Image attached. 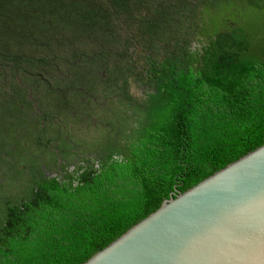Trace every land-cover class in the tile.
I'll return each instance as SVG.
<instances>
[{
	"label": "trees",
	"instance_id": "16d2710c",
	"mask_svg": "<svg viewBox=\"0 0 264 264\" xmlns=\"http://www.w3.org/2000/svg\"><path fill=\"white\" fill-rule=\"evenodd\" d=\"M73 48L91 72L43 82L38 67ZM72 81L103 86L105 119ZM52 111L91 126L71 135ZM262 144L264 0H0V168L16 160L23 182L0 209V264H82Z\"/></svg>",
	"mask_w": 264,
	"mask_h": 264
},
{
	"label": "water",
	"instance_id": "95a60500",
	"mask_svg": "<svg viewBox=\"0 0 264 264\" xmlns=\"http://www.w3.org/2000/svg\"><path fill=\"white\" fill-rule=\"evenodd\" d=\"M82 264H264V144L163 201Z\"/></svg>",
	"mask_w": 264,
	"mask_h": 264
},
{
	"label": "rangeland",
	"instance_id": "374dc122",
	"mask_svg": "<svg viewBox=\"0 0 264 264\" xmlns=\"http://www.w3.org/2000/svg\"><path fill=\"white\" fill-rule=\"evenodd\" d=\"M193 2H195V1H193ZM197 7H198L197 8L198 18H199L200 16H203L202 15V6L197 4ZM262 16L260 14H258V12H254V18H259L260 21H261L259 23V25L262 24V18H261ZM198 21H199V23H198ZM198 21H197V23L200 26L198 27L196 34L194 35V37L191 39V42H190V46H191L192 49H194V47L201 46L200 44L205 41V36L204 35L203 36H198V32H202L201 28L204 25V23L207 22V19L206 18H203V19L199 18ZM87 38L89 39L90 37H87ZM92 42H94V41H92ZM84 43L85 42L83 41V44ZM101 49H102V45L99 48L96 49L98 54H99ZM78 50L79 49L73 48L70 51L71 56L68 57V55H67L66 60H65L66 61L65 64H61L60 62H58V60H57V58L55 56L52 58L53 61H51L50 58H49L47 60L48 63L38 67L39 68V72H41L39 74L41 76L40 79L43 82H52V81L56 80L58 82V87L61 86L62 88H66V85L69 84L68 81H69V79L71 78V75H72L71 70L73 69L74 66H76V67L79 66V69H81L83 72L84 71H90L91 61L86 62V63L83 62L82 61V57H81L82 56V52H80L78 54ZM86 51L88 52V50H86ZM39 55L42 56V49H41ZM91 55L93 56L94 53H91ZM91 55L88 57V59L92 58ZM64 56H66V55H64ZM74 56H75V58H73ZM73 59H77V60L74 61ZM136 59H137V56H136ZM104 64H107L108 66L111 67V66H113L115 64V62H114L113 59L109 58L107 61L105 60ZM142 68H144L143 65H137V69L140 70ZM100 71H104L103 70V62H101V70ZM103 74L104 73L101 72V74L99 75L100 78H102L101 75L103 76ZM67 79H68V81H67ZM73 79L77 80L80 83V85L83 82V80L81 78H78L76 76ZM28 81H30V80H28ZM72 82H73V87H76L78 89H82V91L85 92V93L83 92L84 93V97L87 96V97L93 98L94 102L96 101V103H94V104H97L99 106L97 108L92 109V118L90 119V122L93 124V123H95L96 121L99 120V119H95V118L105 119L106 116H107L106 114L110 113L111 110H110L109 106H107V108H103V106L108 105V104L110 105L109 99L111 98V96L106 95L105 92L101 91L103 86L96 87V90H94V88H92L93 89L92 90L90 86H86V87L83 88L82 86L77 85L74 81H72ZM101 82H102V84L104 83V81H102V80H101ZM31 85H34V82ZM41 86H39L40 88L38 87L40 89V90H38L39 94H42L43 91L45 90L44 86L43 85H41ZM26 88L28 89L27 95L32 100L33 99V97H32V89L33 88L31 86H28ZM68 88L70 89V87H68ZM141 90H142L141 86L138 89L135 86H132L131 89H130V91H131L130 93H132L133 95H138L137 98L138 97H142L141 96L142 95ZM37 105H38V100H34L33 106L37 107ZM36 111H37L36 114L33 112V115L35 114V116H37V115L39 116L40 113H38V109H36ZM52 112H54L52 114H53L54 118H56V121H60V120L64 121L66 114H67V116H70V114H71V111H69L68 113L67 112H63V111H61V112L60 111H58V112L52 111ZM64 113H66V114H64ZM64 122L67 123V125H66L67 129L65 128L66 131L69 134L74 135V136H79V135L83 136L84 130L91 126V125H88L87 123L86 124H82L81 122L73 123L70 120H66ZM99 125H100V127H105V124L103 122L99 123ZM92 131H93V129H90V132H92ZM97 134L98 133H96V135ZM80 156H82V155H80ZM91 156H93V155H91ZM73 159L74 158H72V160ZM76 160H78V159L76 158ZM9 167L14 172H10L4 178H2L3 177L2 174L4 175V173H8V171H10V170L8 169L7 164H2L1 168H0V183L1 184L3 183L2 186H0V209L3 206L2 202L4 201L5 196L7 194H9L10 192L13 193V194H18L19 192L17 190H19V187H21L20 184L23 183L22 180H20V179L17 182L15 181V172L18 170V167H19L17 161L16 160H12L9 163ZM48 174L49 175L50 174L53 175V173H48ZM16 178L18 179L19 177L17 176Z\"/></svg>",
	"mask_w": 264,
	"mask_h": 264
}]
</instances>
